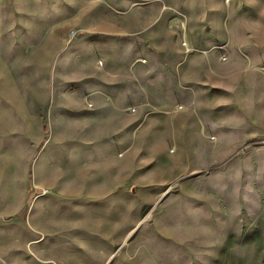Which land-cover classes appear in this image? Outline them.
<instances>
[{
    "label": "rangeland",
    "instance_id": "1",
    "mask_svg": "<svg viewBox=\"0 0 264 264\" xmlns=\"http://www.w3.org/2000/svg\"><path fill=\"white\" fill-rule=\"evenodd\" d=\"M243 8L0 0V264H264V117L240 125L237 84L214 80ZM252 11L263 24L264 0ZM107 80L128 127L102 166Z\"/></svg>",
    "mask_w": 264,
    "mask_h": 264
},
{
    "label": "crops",
    "instance_id": "2",
    "mask_svg": "<svg viewBox=\"0 0 264 264\" xmlns=\"http://www.w3.org/2000/svg\"><path fill=\"white\" fill-rule=\"evenodd\" d=\"M253 2L254 0H237V7H244L241 10L237 9V18L242 12L246 16L245 11L250 17L241 20L244 24L237 29V62L230 67H223L216 72L214 77L220 86L231 81L237 84V118L243 119L240 123L243 126H254L252 119L264 117V114L259 112L260 108L264 110V23L257 24L252 18ZM115 81H99L96 84L99 93L91 105L92 116L96 122L97 142L99 143L97 159L102 166L116 162V151L123 146H119L115 137L124 132V126L128 127V124L124 123L127 99L122 93L113 92L119 89V84ZM105 118H107L106 122H104ZM261 126L264 128V123ZM262 132L264 131L262 130ZM45 159L42 158V163L40 162L42 165L45 164ZM99 173L104 175L106 170L102 169ZM53 180L54 178L47 182L54 184ZM61 181L59 178L58 188L62 190V193L74 195L71 193L75 189H63ZM105 184V179L98 180V193L94 196H110L105 190ZM125 195H128L127 191Z\"/></svg>",
    "mask_w": 264,
    "mask_h": 264
}]
</instances>
